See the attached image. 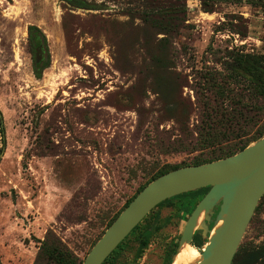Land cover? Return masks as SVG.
<instances>
[{
    "label": "rangeland",
    "instance_id": "1",
    "mask_svg": "<svg viewBox=\"0 0 264 264\" xmlns=\"http://www.w3.org/2000/svg\"><path fill=\"white\" fill-rule=\"evenodd\" d=\"M205 1L214 12H203L200 0H154L186 5L184 27L165 35L144 19L146 0H0L1 264H33L49 229L83 260L163 164L191 159L194 153H161L179 128L171 72L191 83L204 66H228L229 51L264 55V0ZM29 25L45 36L40 77ZM182 97L194 128L186 85ZM198 200L183 195L154 208L109 262L166 264ZM257 206L242 252L264 243V198ZM249 259L236 264H264V256Z\"/></svg>",
    "mask_w": 264,
    "mask_h": 264
},
{
    "label": "trees",
    "instance_id": "2",
    "mask_svg": "<svg viewBox=\"0 0 264 264\" xmlns=\"http://www.w3.org/2000/svg\"><path fill=\"white\" fill-rule=\"evenodd\" d=\"M146 1H148L149 6L144 19L157 28L158 34L167 35L184 27L186 21V5L184 3H154V0ZM200 5L203 12L212 13L215 11L214 5L207 3L205 0H200ZM230 30L240 36H245L244 31L233 29L232 27H230ZM28 33L30 34L32 49L39 43L40 39L45 40L43 32L36 25H29ZM184 50H186V47ZM226 56L230 60L228 66L224 65L221 69L216 66H204L202 70L197 71L192 76L190 75L191 83L188 82L185 76L171 72L177 90L179 88V97L181 98L178 101L173 100V104L179 106V111L177 115L171 117L178 122L179 128L176 137L173 141L166 143L161 153L194 154L188 162L163 164L151 176L150 180L139 187L133 196L125 202L123 208L148 182L157 176L181 166L204 163L234 154L264 135V55L229 51ZM159 63L161 62L157 61V64ZM33 65L35 76L40 77L42 70L47 66V62L41 61L37 63L34 60ZM163 66L167 67L168 65ZM185 85L192 90L194 96L197 113V123L194 128H190L186 124L188 105L182 97V88ZM0 142L1 156L4 147V127L1 112ZM209 188L210 186H206L175 195L161 201L154 208L161 207L172 198L183 195L196 197L200 200ZM263 198L264 194L260 200ZM121 210L111 217L106 227ZM139 224L140 222L132 231ZM204 242L205 239L201 236V233L195 232L192 240L194 248L200 249ZM144 244V242L139 244L138 252L142 250ZM175 250L176 248L172 250V255ZM113 251L102 264H113L109 262V257ZM245 255L250 257L249 260L251 262L256 261L260 256H264V243H262L260 250L255 251L252 249L249 253L242 252L241 245H239L231 264H236ZM81 262L82 260L49 229L43 238L39 240L38 251L33 264H81ZM170 262L171 256L167 259L166 264H170Z\"/></svg>",
    "mask_w": 264,
    "mask_h": 264
},
{
    "label": "water",
    "instance_id": "3",
    "mask_svg": "<svg viewBox=\"0 0 264 264\" xmlns=\"http://www.w3.org/2000/svg\"><path fill=\"white\" fill-rule=\"evenodd\" d=\"M206 186L210 188L190 212L170 264L184 243L192 245L195 232L205 242L194 264H231L264 194V135L234 154L181 166L148 182L105 228L81 264H102L157 204Z\"/></svg>",
    "mask_w": 264,
    "mask_h": 264
},
{
    "label": "bare ground",
    "instance_id": "4",
    "mask_svg": "<svg viewBox=\"0 0 264 264\" xmlns=\"http://www.w3.org/2000/svg\"><path fill=\"white\" fill-rule=\"evenodd\" d=\"M203 213H201L198 222L202 219ZM221 222L219 221L218 224ZM217 224V225H218ZM194 248V246L184 243L180 249L178 250V253L174 255L172 263L171 264H194L198 261L200 258L199 250Z\"/></svg>",
    "mask_w": 264,
    "mask_h": 264
},
{
    "label": "flooded vegetation",
    "instance_id": "5",
    "mask_svg": "<svg viewBox=\"0 0 264 264\" xmlns=\"http://www.w3.org/2000/svg\"><path fill=\"white\" fill-rule=\"evenodd\" d=\"M28 38H29V42H30V34H28ZM45 45H44V40L40 39L39 43H37V45L34 47V52H35V62L39 63L41 61H43L44 57H45ZM39 58V60L37 61L36 58ZM217 212V209L215 210V213ZM213 218V216H212Z\"/></svg>",
    "mask_w": 264,
    "mask_h": 264
}]
</instances>
